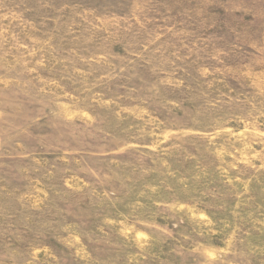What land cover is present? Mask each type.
Instances as JSON below:
<instances>
[{
    "label": "rangeland",
    "instance_id": "374dc122",
    "mask_svg": "<svg viewBox=\"0 0 264 264\" xmlns=\"http://www.w3.org/2000/svg\"><path fill=\"white\" fill-rule=\"evenodd\" d=\"M0 264H264V0H0Z\"/></svg>",
    "mask_w": 264,
    "mask_h": 264
}]
</instances>
